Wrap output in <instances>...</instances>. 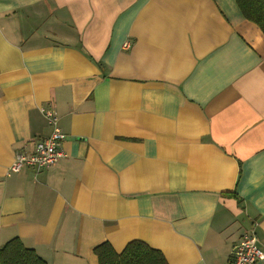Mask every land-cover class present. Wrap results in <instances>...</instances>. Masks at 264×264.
<instances>
[{
  "label": "crops",
  "instance_id": "obj_1",
  "mask_svg": "<svg viewBox=\"0 0 264 264\" xmlns=\"http://www.w3.org/2000/svg\"><path fill=\"white\" fill-rule=\"evenodd\" d=\"M42 108L65 157L11 174ZM253 229L264 250V34L235 0H0V247L229 264Z\"/></svg>",
  "mask_w": 264,
  "mask_h": 264
},
{
  "label": "trees",
  "instance_id": "obj_2",
  "mask_svg": "<svg viewBox=\"0 0 264 264\" xmlns=\"http://www.w3.org/2000/svg\"><path fill=\"white\" fill-rule=\"evenodd\" d=\"M246 20L256 24L264 34V0H235ZM99 264H168L165 256L143 241L130 242L116 252L109 242L95 247ZM0 264H47L34 249L14 238L0 247Z\"/></svg>",
  "mask_w": 264,
  "mask_h": 264
},
{
  "label": "built area",
  "instance_id": "obj_3",
  "mask_svg": "<svg viewBox=\"0 0 264 264\" xmlns=\"http://www.w3.org/2000/svg\"><path fill=\"white\" fill-rule=\"evenodd\" d=\"M126 47L129 44L125 45ZM41 112L52 126L51 134L39 140L33 152L22 150L17 153L9 172L18 173L24 168L40 172L65 157L62 149L65 135L59 126V119L53 110L42 108ZM264 263V250L260 247L256 230L245 233L240 241L233 247L229 264H260Z\"/></svg>",
  "mask_w": 264,
  "mask_h": 264
}]
</instances>
